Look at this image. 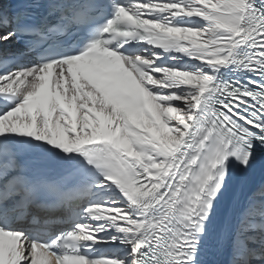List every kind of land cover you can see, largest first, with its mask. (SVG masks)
I'll use <instances>...</instances> for the list:
<instances>
[{"label":"snow or ice","instance_id":"1","mask_svg":"<svg viewBox=\"0 0 264 264\" xmlns=\"http://www.w3.org/2000/svg\"><path fill=\"white\" fill-rule=\"evenodd\" d=\"M0 264H264V0H0Z\"/></svg>","mask_w":264,"mask_h":264},{"label":"bare ground","instance_id":"2","mask_svg":"<svg viewBox=\"0 0 264 264\" xmlns=\"http://www.w3.org/2000/svg\"><path fill=\"white\" fill-rule=\"evenodd\" d=\"M169 63H171V61H169ZM105 247L108 248V250H109L108 255L112 254L114 251H119V254L121 256H123V254H124L121 246H119V245H97L96 246L97 249L98 248H101L102 249V248H105Z\"/></svg>","mask_w":264,"mask_h":264}]
</instances>
